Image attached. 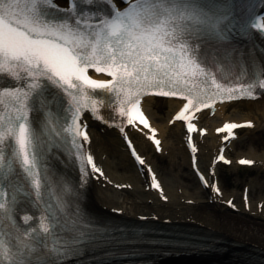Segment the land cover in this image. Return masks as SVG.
Returning <instances> with one entry per match:
<instances>
[{
    "label": "snow or ice",
    "instance_id": "obj_1",
    "mask_svg": "<svg viewBox=\"0 0 264 264\" xmlns=\"http://www.w3.org/2000/svg\"><path fill=\"white\" fill-rule=\"evenodd\" d=\"M125 3L121 10L115 0H69L66 8L55 0H0V179L14 165L22 168L31 177L38 208L44 204L47 225L10 232L6 244L3 218L13 214L17 198L6 201V193L0 190V264H65V258L82 253L85 245L97 240L96 233L84 230L71 215L67 216L68 223L63 222V217L73 211L71 200L75 197L66 199L69 206L64 213L54 212L55 205L44 202L42 188L46 185L35 176L40 167L42 133L50 119L45 118L40 126L34 116L53 102L45 98L46 84L62 93L67 102L71 145L76 149L80 148L76 137L88 140L82 131L87 125L80 123L82 113L90 110L94 119H101L97 107L104 100L98 98V90L119 105V115L127 117L129 124L139 120L147 127L140 104L148 94L186 100L175 117L181 120L191 110L214 103L216 95L222 102L256 99L254 89H264V68L249 79L243 63L238 79H247V83L213 80L216 91L212 94L190 86V78L204 71L195 42L212 36L227 38L226 32L234 27L231 4L214 0ZM246 8V27L264 36V24L259 23L264 20V13L259 11L264 0H248ZM89 69L111 80L94 79ZM237 127L226 124L224 130ZM188 128L191 131L192 125ZM153 143L158 147L160 142ZM250 163L240 161L242 165ZM87 164L92 172L100 171L91 156ZM88 175L81 170V183ZM152 187L159 188L154 177ZM23 219L28 220V215Z\"/></svg>",
    "mask_w": 264,
    "mask_h": 264
},
{
    "label": "bare ground",
    "instance_id": "obj_2",
    "mask_svg": "<svg viewBox=\"0 0 264 264\" xmlns=\"http://www.w3.org/2000/svg\"><path fill=\"white\" fill-rule=\"evenodd\" d=\"M143 106L151 118L148 127L157 130V134L162 140V150H168L167 148L169 147V151H167L166 155V157H168L169 163L172 166L182 167L183 169L189 167V155L186 148L183 146V142L181 141L182 146L180 148L183 165L178 163L177 154L175 152V148L173 147L174 145L171 143L180 138L182 139L183 133L181 126L178 123L168 126V120L171 117L170 114L178 106V104L172 100L157 101L148 98L144 100ZM232 107H234V109L229 111L231 118L233 117L232 115H236V113H241L242 111V113L246 115V119L244 118L240 120H234L225 115L227 112L226 110ZM161 114L169 116L163 123V116H161ZM215 116H217L218 120L220 121L225 120L224 122L227 120H231L230 122L236 123H240L242 121H253L257 123L259 121H264V94L252 102H240L238 104L218 106L215 109ZM88 122L89 138L86 142V146L90 150L91 155L94 156L98 167L102 169L105 177L104 180L96 178L89 189L95 204L104 210H111L113 212L120 210L118 207L120 204L119 200H114L106 193L107 183L111 182L109 186L110 189L116 191L115 193L119 195V199L122 200V202L126 201L129 206L131 205L135 209L139 208L141 205L147 207L148 203L145 202V200L150 199V196L152 195L155 197L152 198L154 201L152 202L153 207L150 210H153L155 207L156 209L164 207V205L157 200V194L155 191L146 190V176L145 174L138 172L136 166L129 158L127 150L119 138L118 130L116 129L117 127L112 128L111 126H108L107 124H104L100 121L96 122L90 119H88ZM215 123L216 121L213 119L211 120L207 113H203L200 116V126L207 129L206 135L203 138L199 139L198 136L196 137L197 144L201 145V147L198 149V164L201 168H208L212 158L215 157L218 152L220 136L214 133L215 128L217 127L215 126ZM146 130L147 129L145 128L139 127L128 129L132 142L142 155L148 153L149 148L152 149L150 144L146 141L149 134V131ZM207 136L210 137V144L204 143V140ZM230 144L232 145V141L227 143L226 147L230 146ZM263 145L264 144L262 143L259 146L257 145V148H250L247 157H239L235 161V164L241 160L252 161L258 158L257 153L261 148L264 147ZM224 157H227L226 152ZM261 158L262 159L257 172L262 174L264 172L262 168L264 162V153L261 155ZM110 170L113 171L110 172ZM116 172L121 175L117 176L115 174ZM261 182H264V179L262 180L261 178ZM139 183L142 184V190H139ZM129 184L131 185L130 190L124 187ZM244 184L248 189L247 200L242 202V205L239 206V209L235 214H232V211L227 209L225 204L222 205L220 199L217 196L205 190L212 202L209 203V201H207V203H195L194 205L192 203V206H189L187 205L189 202L188 200L192 198H190V195H182V199L179 202L173 204L170 203L171 205H169V207L176 210V212L171 214L172 217L170 219H184L201 223L206 222L209 226H213L220 231L225 232L229 236L239 239L243 243L257 244L259 247L264 248V208L261 212L258 211V204L263 202L262 196L260 195L262 192V184L252 186L251 183L246 181ZM103 188H105V191ZM256 192L259 193L256 194ZM166 196H169V198H174L172 195H168L167 193H162L158 197ZM231 197L232 195H229L226 198H221V200H224V203H226ZM248 201L250 208L248 212H246L244 210V206L248 203ZM183 209L189 211L191 210V212H183ZM155 213L156 212L151 211L142 213L140 215L147 217L160 216ZM163 218L167 217L163 216ZM179 263L206 264L203 260L196 259H189L188 263L180 261Z\"/></svg>",
    "mask_w": 264,
    "mask_h": 264
},
{
    "label": "rangeland",
    "instance_id": "obj_3",
    "mask_svg": "<svg viewBox=\"0 0 264 264\" xmlns=\"http://www.w3.org/2000/svg\"><path fill=\"white\" fill-rule=\"evenodd\" d=\"M262 143L264 144V121H259L258 124L256 123V128L254 130L242 133L240 138L234 143V156L246 154L250 148H257V145L259 146ZM173 145L180 157V151L178 150V142L175 141ZM263 152L264 147L261 148V150L258 152V155H261ZM164 155L165 153L163 154V156ZM151 162L155 164V168L158 172V175L160 176L164 185H166V188L169 193L173 194L174 198L179 197L181 194H185L193 196V199L197 202L206 201L205 195L198 190V186L193 176L187 170H182L177 167H173L167 162L165 163L163 161H160L155 157H153ZM115 174L117 176L121 175L118 172H116ZM217 176L218 180L220 181L223 187L224 193L227 195L230 193H235L238 195V198H240V194L244 185V183H242V180L250 181L254 185L258 184L257 172L255 170L250 172V169L234 168L233 166L227 168L221 167L218 170ZM262 189L263 190L260 195L264 199V183H262ZM121 205L122 207L126 206L125 208L128 210V212H131V210H133V208H131L128 204ZM134 210L136 209L134 208ZM138 210H144V208L141 206L138 208ZM160 213H166V211L162 210L160 211Z\"/></svg>",
    "mask_w": 264,
    "mask_h": 264
}]
</instances>
